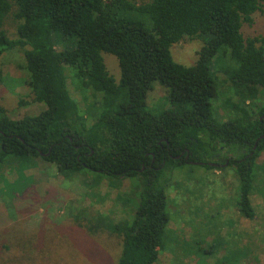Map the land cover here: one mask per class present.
<instances>
[{
  "label": "trees",
  "instance_id": "16d2710c",
  "mask_svg": "<svg viewBox=\"0 0 264 264\" xmlns=\"http://www.w3.org/2000/svg\"><path fill=\"white\" fill-rule=\"evenodd\" d=\"M257 13L264 0H0V56L25 48L20 68L32 97L19 105H42L19 117L0 106V164L31 168L42 159L67 176L135 178L133 214L106 225L121 236L116 264H155L170 220L167 189L183 165L234 167L237 206L252 217L253 166L264 151V36L246 37L243 26ZM9 17L14 38L4 29ZM186 37L204 41L193 65L170 52ZM103 53L116 57L117 79ZM68 71L90 99L84 111ZM155 82L167 93L158 112L148 106ZM221 88L232 93L224 121L213 114ZM229 155L228 165L211 164Z\"/></svg>",
  "mask_w": 264,
  "mask_h": 264
},
{
  "label": "rangeland",
  "instance_id": "374dc122",
  "mask_svg": "<svg viewBox=\"0 0 264 264\" xmlns=\"http://www.w3.org/2000/svg\"><path fill=\"white\" fill-rule=\"evenodd\" d=\"M15 37L11 17L4 24ZM247 37L264 36V15L255 14L244 24ZM203 38H184L170 47L173 59L193 65ZM24 49L15 47L0 56V106L15 117L35 114L41 104L20 106L31 100L24 84ZM107 71L115 79V56L103 53ZM67 82L80 109L90 103L75 88L72 73ZM166 89L158 82L148 96V106L158 112L165 104ZM232 97L221 88L214 101V116L226 120L232 110L224 101ZM264 98V91L259 95ZM156 106V107H155ZM159 107V108H158ZM17 114V115H16ZM232 156V155H230ZM7 159L0 164V264H116L121 236L106 225L123 222L138 203L137 180L82 170L69 176L52 163L36 159L35 166L20 168ZM249 195L253 215L237 206L239 179L234 167L208 169L183 165L167 189L170 220L164 249L155 264H264V151L253 166ZM89 225L95 229L89 230Z\"/></svg>",
  "mask_w": 264,
  "mask_h": 264
},
{
  "label": "flooded vegetation",
  "instance_id": "af4514ba",
  "mask_svg": "<svg viewBox=\"0 0 264 264\" xmlns=\"http://www.w3.org/2000/svg\"><path fill=\"white\" fill-rule=\"evenodd\" d=\"M218 158V157H217ZM216 158V159H217ZM232 157L229 155L227 158L224 159V162H211L212 165L216 166V167H222L224 165H228L229 163V159H231ZM187 160V159H186Z\"/></svg>",
  "mask_w": 264,
  "mask_h": 264
},
{
  "label": "water",
  "instance_id": "95a60500",
  "mask_svg": "<svg viewBox=\"0 0 264 264\" xmlns=\"http://www.w3.org/2000/svg\"><path fill=\"white\" fill-rule=\"evenodd\" d=\"M264 135H262L261 137H263ZM186 157H188V155H186Z\"/></svg>",
  "mask_w": 264,
  "mask_h": 264
}]
</instances>
